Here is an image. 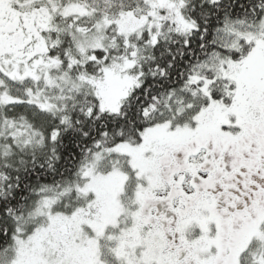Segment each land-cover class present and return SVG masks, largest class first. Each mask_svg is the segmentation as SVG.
<instances>
[{
  "label": "snow or ice",
  "instance_id": "6c2138e0",
  "mask_svg": "<svg viewBox=\"0 0 264 264\" xmlns=\"http://www.w3.org/2000/svg\"><path fill=\"white\" fill-rule=\"evenodd\" d=\"M0 264H264V0H0Z\"/></svg>",
  "mask_w": 264,
  "mask_h": 264
}]
</instances>
